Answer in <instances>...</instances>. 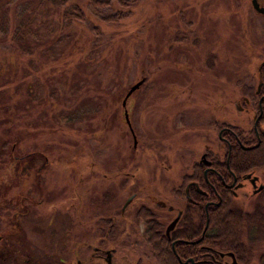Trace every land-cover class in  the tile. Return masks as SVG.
I'll return each mask as SVG.
<instances>
[{
	"label": "flooded vegetation",
	"instance_id": "af4514ba",
	"mask_svg": "<svg viewBox=\"0 0 264 264\" xmlns=\"http://www.w3.org/2000/svg\"><path fill=\"white\" fill-rule=\"evenodd\" d=\"M252 1L230 0L228 22L242 30L244 54L257 62L238 87L219 86L216 51L170 52L158 63L167 80L164 105L156 104L173 119L136 113L129 120L120 102L122 120H103L101 169L80 152V165L67 163L75 156L54 139L45 148L9 149L0 168V193L7 191L0 264H264V14ZM256 2L264 9V0ZM198 5L201 11L206 1ZM214 7L202 13L210 17ZM182 24L190 37L199 19ZM249 32L257 37L247 39ZM152 73L138 75L142 84L125 106L149 81L159 85ZM146 90L142 100L151 107ZM52 129L59 132L53 122Z\"/></svg>",
	"mask_w": 264,
	"mask_h": 264
},
{
	"label": "rangeland",
	"instance_id": "374dc122",
	"mask_svg": "<svg viewBox=\"0 0 264 264\" xmlns=\"http://www.w3.org/2000/svg\"><path fill=\"white\" fill-rule=\"evenodd\" d=\"M128 1L129 7L123 9L124 12L129 11L126 19L116 24H105L96 19L92 24L72 20L62 23L55 9L43 0H0V8L8 11L9 29L14 27L15 18L23 19V22H27L24 16L32 18L34 23L31 29L34 32L30 33V40L27 41L30 49L40 45L39 52H42L34 56L33 66L26 62L13 66L8 61L7 64L8 56H15L12 53H18V50L13 49L0 35V82L9 83L13 76L11 67L16 70V79L19 72L25 76L21 81L17 80L12 91L14 107L8 102L0 107V142L3 140L7 144L5 155L0 156V168L7 162L10 148L13 147L16 153L25 149L45 148V144L52 143L54 139L56 149H67L68 154L75 156L74 160L68 157L67 163L80 165L81 162L76 159L80 152L90 156L95 167L101 169L103 120H122L120 102L139 74L153 72L152 78L160 83L155 85L149 81L143 87L152 92L155 104L151 107H147L146 101L142 100L146 89L136 94V101L132 102L130 97L125 106L129 120H135L136 113L138 120H164L166 116L173 119V114H164V108L156 104L164 105L162 85L167 80V69L164 66L158 68V63L165 59L167 53H183V56L190 57L192 54L205 56L216 51L215 73H219L217 77L221 87H238L239 83L250 78L247 70L257 62L244 54L242 30L230 26L228 22L230 8H233L230 0ZM205 1L208 7L200 11L198 4ZM110 2L114 4L115 0ZM214 5H218V8L214 7L209 12L210 17L202 13L205 9L211 10L209 7ZM110 11L104 9L99 16H107ZM183 18L199 19V27L192 31L190 37L182 33V26H186L182 24ZM210 21L212 23L207 25ZM92 26L95 30L90 32ZM248 36L249 40L257 37L251 32ZM258 36L257 39L263 37ZM45 50H48V56L44 54ZM28 69L34 72L33 76H28ZM213 78L211 76L208 82L214 81ZM199 85L196 96L200 94L197 100L203 102L207 82ZM67 116L73 120H64L63 117ZM52 122L59 127L60 133L52 129ZM15 135L19 136V140L12 144L9 139L16 138ZM55 174L51 175L49 184H53ZM178 178L179 175L173 176L170 183ZM85 187L86 184L83 189ZM1 190L3 193L0 195L7 196V191Z\"/></svg>",
	"mask_w": 264,
	"mask_h": 264
},
{
	"label": "trees",
	"instance_id": "16d2710c",
	"mask_svg": "<svg viewBox=\"0 0 264 264\" xmlns=\"http://www.w3.org/2000/svg\"><path fill=\"white\" fill-rule=\"evenodd\" d=\"M49 7L54 8L55 12L59 15V21L66 22V21H74L77 23L83 22H91L92 24L97 19L99 22H104L105 24H116L128 17V13L124 12L123 9H127L129 5L125 0H115L114 4L110 2V0H43ZM117 6L116 10H112ZM104 9H110V13L107 16L100 17L99 13ZM27 22H23V19L20 20L19 18H15V25L12 29L8 27V11L6 9L0 8V35L3 36L5 40L14 48H17L18 53H12L15 56H8V61H11L10 65H18V62H26L29 66L32 65V61L34 60V56L37 53L42 54L39 52L40 45H36L32 49L29 47L28 39L30 40L31 34L34 32V29H31L33 25V20L30 17L24 16ZM95 28H91L90 32H93ZM82 51V49H81ZM48 56V50L44 51V54ZM82 53V52H80ZM53 60V59H52ZM57 60V59H56ZM55 60V61H56ZM15 69L11 67V73L13 76L10 77L9 83L7 82H0V107L5 106V102L12 103V107H14V102L12 100V91L17 84V80L21 81L25 76L24 74H18V78L15 77ZM28 76H33L34 72L30 71L29 69L26 70ZM10 73V74H11ZM18 73V72H17ZM37 73V72H36ZM22 75V77H21ZM27 76V74H25ZM100 76V75H99ZM21 84V82H19ZM107 89V88H106ZM82 92L83 90H79ZM86 91V90H84ZM9 94V96H6ZM13 101V102H12ZM75 114V113H74ZM75 120L76 117L73 116ZM70 118V117H64ZM16 138L9 139L12 144H16L19 140V136L15 135ZM5 141V140H4ZM9 142V143H10ZM6 141L3 140L0 142V156L5 155L6 153Z\"/></svg>",
	"mask_w": 264,
	"mask_h": 264
},
{
	"label": "water",
	"instance_id": "95a60500",
	"mask_svg": "<svg viewBox=\"0 0 264 264\" xmlns=\"http://www.w3.org/2000/svg\"><path fill=\"white\" fill-rule=\"evenodd\" d=\"M252 4H253L254 9H256L258 12L264 14V9H260V8L258 7V4H257L256 0H253V1H252ZM141 84H142V81H138V82H136L135 84H133L132 86H130V87L128 88L127 92H126L125 95H124L123 100L121 101V106H122L123 108L125 107L126 99H127V98L133 93V91H135V90H136ZM124 119H125L126 122H127L128 119H127V114H126L125 111H124Z\"/></svg>",
	"mask_w": 264,
	"mask_h": 264
}]
</instances>
